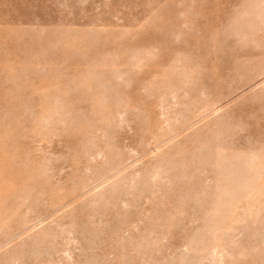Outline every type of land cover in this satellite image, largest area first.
<instances>
[{
	"label": "rangeland",
	"instance_id": "374dc122",
	"mask_svg": "<svg viewBox=\"0 0 264 264\" xmlns=\"http://www.w3.org/2000/svg\"><path fill=\"white\" fill-rule=\"evenodd\" d=\"M0 264H264V0H0Z\"/></svg>",
	"mask_w": 264,
	"mask_h": 264
}]
</instances>
